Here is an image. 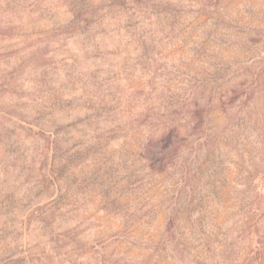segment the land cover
Here are the masks:
<instances>
[{"label": "rangeland", "instance_id": "rangeland-1", "mask_svg": "<svg viewBox=\"0 0 264 264\" xmlns=\"http://www.w3.org/2000/svg\"><path fill=\"white\" fill-rule=\"evenodd\" d=\"M204 105L188 171L151 170L149 129ZM259 239L264 0H0V264H264Z\"/></svg>", "mask_w": 264, "mask_h": 264}, {"label": "trees", "instance_id": "trees-1", "mask_svg": "<svg viewBox=\"0 0 264 264\" xmlns=\"http://www.w3.org/2000/svg\"><path fill=\"white\" fill-rule=\"evenodd\" d=\"M197 108L199 109L195 112ZM206 108V105L197 106L190 114L189 119L186 115L182 117L175 115L165 117L164 120L157 124V128L155 130L153 128L149 129L148 134L145 136L146 141L142 150L147 153V160L151 170L158 173L163 170H170V167H176L177 161L181 159L182 161H186L184 167L185 170L188 171V160L192 155V149L190 151L188 143L190 142L192 130L196 129L199 125V121H201ZM181 118L184 119L183 122H180ZM182 126L185 127L184 132H181ZM170 161L172 163H170ZM190 207L191 203L189 202V199L184 200L183 202L179 200L170 211L167 230L171 231L172 234L178 238L177 241L180 243H182L183 238L182 231L178 228L180 227L179 219L186 217L184 213H186ZM188 213H191V211ZM251 219H253V223L251 225L256 226V224H258V219L255 217ZM178 229L179 234L177 236L176 233L178 232H176V230ZM259 241L261 244L251 248L250 251L254 252V255L252 256L253 262L257 259L258 251L261 250V252H264V242H262L261 239H259Z\"/></svg>", "mask_w": 264, "mask_h": 264}]
</instances>
